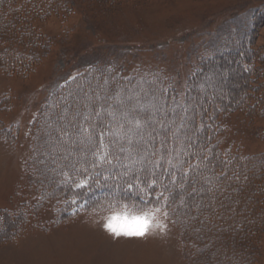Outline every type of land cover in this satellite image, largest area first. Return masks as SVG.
I'll return each instance as SVG.
<instances>
[{
	"label": "rangeland",
	"instance_id": "obj_1",
	"mask_svg": "<svg viewBox=\"0 0 264 264\" xmlns=\"http://www.w3.org/2000/svg\"><path fill=\"white\" fill-rule=\"evenodd\" d=\"M32 13L34 30L45 43L32 70L7 72L4 65H9L8 53L16 39L13 33H3L0 41V128L8 130L15 142L0 139V218L7 213L20 219L6 230L10 235L0 240V264H199V258L186 252L179 228L160 210L123 207L86 212L84 204L75 202L66 215L59 213L58 204L63 201H47L38 177L29 169L35 132L50 115H59L60 110L54 112L52 106L64 88L75 77H88L94 67L113 70L128 81L135 76H158L175 84L184 95L201 62L217 53L223 57L210 67L200 90L216 95L237 93L245 83L239 63L244 59L239 61L237 56L246 57L252 51L256 78L251 79L256 80H252L251 93L256 96L249 99L251 106L261 109L264 0H42ZM235 49L236 57L225 53ZM116 96L117 106L126 105L118 111V126L146 111L157 116L155 110L163 106L145 89L122 101V92ZM110 104H103L106 113ZM58 117L63 120V115ZM220 122L224 152L264 155V115L260 110L233 112L221 116ZM83 140L82 135H76L73 141L78 146L63 145L80 149H76L78 156L70 153L71 159H61L63 169L58 165L51 170L60 177L59 185L70 181L62 170L73 169L72 160L85 156L95 161L94 140ZM54 151L62 154L61 146H55ZM113 216H146L151 223L148 234L143 238L115 236L106 228ZM250 237L249 244L229 245L222 251L224 256L235 254L248 260L247 264H264V229ZM220 262L223 264L221 260L216 264Z\"/></svg>",
	"mask_w": 264,
	"mask_h": 264
},
{
	"label": "trees",
	"instance_id": "obj_2",
	"mask_svg": "<svg viewBox=\"0 0 264 264\" xmlns=\"http://www.w3.org/2000/svg\"><path fill=\"white\" fill-rule=\"evenodd\" d=\"M21 1L23 3H20ZM40 1L42 0L36 3L35 0H0V41L3 39V33L4 35L13 33L16 39V44L8 53V56H11L9 65L7 67L4 65V69L11 75L14 69L15 72H29L40 60L38 51L41 46L45 47V43L40 41L39 35L35 32L32 19L35 15L32 10L38 8ZM244 47L241 46V49ZM225 53L233 57L239 54L236 49ZM248 53L246 57L237 56L239 61L244 59L239 63L241 73L245 77V83L237 93L231 91L216 95L207 92L208 90L206 92L200 90L199 86L209 74L210 67L223 57L218 53L211 59L201 62L197 73L190 77L184 95L178 92L175 84L158 76H135L128 81L124 80V75L116 76L117 73L113 70L94 67L88 77H82L83 75L75 77L53 102V111L60 110L58 116L63 115V120L50 115L44 126L36 129L37 134L35 132L34 159L31 160L29 166L31 168H28L35 178L38 177L39 185L44 188L42 189L46 200L63 201L62 205L58 206L59 213L64 215L74 204L73 200L78 204H84L83 210L86 212H102L103 209L110 211L114 208L119 210L123 207L131 208L133 211L160 210L179 228L186 252L192 255L191 257L199 258V264H216L219 260L223 264H242V261L247 264L248 260L245 261V258L242 259L235 254L226 257L224 252L228 250L229 245L240 247L244 242L249 244L250 241L247 239L251 240V235L264 229V155L243 156L238 151L224 152L220 148V134L223 131L220 118L237 111L249 114L260 110L264 115L262 96L261 109H258V106H251L249 99L251 95L256 96L255 92L251 93L253 88L251 83L256 78V64L252 51ZM253 76L255 78L251 79ZM213 85H216V82ZM140 89L153 94V101L162 103V108L155 110L157 112L155 119L162 121L163 127L160 123H154L153 126L148 125L143 133H139L131 123L118 126V111L126 105L117 106L116 95L122 92L120 98L122 101L125 97L129 98L138 93ZM104 102H111L110 109H107L108 113L104 108L101 109ZM257 102L260 104V101ZM98 111L101 113L99 116L96 115ZM88 113L90 119L84 123L93 126L92 141L94 140L96 146L100 139L99 133L102 131L105 143L110 145V151L119 155L123 163L128 162L125 159L127 152H121L120 149L128 148V139L133 141L131 147L138 153L142 154L147 149L148 158L160 160L162 167L156 169V176L161 182L152 191L150 198L146 200L142 198L143 193L127 191L126 185L124 193L114 199L104 195L109 188H98L95 184H92L91 191L77 189L75 184L79 181L76 179H82L93 171L107 174L105 170L111 168L110 165H101L93 169L91 166L95 161H90L85 156L72 160L73 169L62 170L71 178L70 181L59 185L60 177L52 175L51 170L58 165L63 169L61 159L64 160L67 156L71 159L70 153L78 156L77 150L80 147L70 148V144L79 145L74 143L73 138L80 135L77 124L81 123L83 116ZM109 113H114V116ZM108 115L111 118L107 117ZM152 115L153 112L146 111L143 114H136L135 118L140 117L150 122ZM64 126L71 134L65 138L70 143L68 146H63L68 143L61 141L56 131L57 128H65ZM10 135L8 130L0 128V139L14 144ZM84 141L86 139L82 142ZM57 145L61 146L60 155L54 151ZM88 151L86 150L87 153ZM152 152L157 154L152 156ZM161 154L164 155L162 160ZM168 160L172 161V165L168 164ZM139 167L140 165L134 166L133 173ZM149 168L151 165L140 174L142 179L148 175ZM113 171L124 169L121 167ZM129 178L126 176L123 180ZM172 180H175L174 184ZM117 182L119 181L111 179L108 181L109 185ZM161 192L168 199L161 197L157 202L156 197ZM18 221H20L18 216L3 213L0 218V240L5 239L7 234L10 235L6 230L16 225Z\"/></svg>",
	"mask_w": 264,
	"mask_h": 264
},
{
	"label": "snow or ice",
	"instance_id": "obj_3",
	"mask_svg": "<svg viewBox=\"0 0 264 264\" xmlns=\"http://www.w3.org/2000/svg\"><path fill=\"white\" fill-rule=\"evenodd\" d=\"M101 109L103 110L102 105ZM100 114L101 113L99 111L96 113L97 116H99ZM109 115L114 116V113H109ZM122 115L127 116L128 113H122ZM89 119L90 116L88 114H85L83 116V121L78 125V127L80 129L79 134L82 135L86 140L91 141L93 139V126L84 123V121H87ZM150 119L152 120V122L160 123L162 127L164 126L162 121H157L155 119V113H153ZM181 120L183 121V117H181ZM129 123H131L133 125V128L139 133H143V130L148 126V121L140 117H136L133 120H130ZM56 131L59 134L60 140L67 143L68 141L65 138L70 137L71 135L67 128H57ZM125 135H127V133H125ZM99 137L100 139L98 145L95 151L92 153V155L95 157V163L92 165V167L93 169H95L100 167L101 165H110L111 168L105 170L107 174H105L104 172L93 171L86 177L80 179L79 182L75 184V187L77 189L88 191H91L92 184H95V186L98 188H109V191L104 195L107 198L114 199L118 198L124 193L126 185L127 191L134 192L135 194L143 193L142 198L146 200L150 198L152 191H154L155 187L158 186V184L161 182L160 178L156 176V169L162 167L160 160H153L148 158L149 153L147 149H145L142 154L138 153L135 148L131 147L133 141L131 139H128V148L122 147L120 149L121 152H127V156L125 157V159H127L128 162L123 163L119 155L113 154L110 151V145L105 143L104 133L102 131L99 133ZM142 138L143 137L141 136V139ZM156 154V152L151 153L152 156H155ZM160 159H164L163 154H161ZM167 162L169 165H172L171 160H168ZM136 165H140V167L136 169L135 173H133V167ZM148 165H151V168H149L148 170V175L142 179L140 174L145 171V168ZM121 167L124 169V171H113L114 169H119ZM85 171H87V169H85ZM165 171H167V169H165ZM64 175L67 179V173H65ZM126 176L130 178L128 180H123V177ZM110 179L119 182L109 185L108 181ZM90 181L92 183H89ZM172 183L174 184L175 180H172ZM164 187L167 188L166 185ZM161 197H164L163 192H161L156 197V201L159 202ZM164 199H168V197H164ZM73 203H75V200H73ZM150 226V220L146 216L133 217L131 219L127 217L113 216L106 224V228L109 232L117 237L123 236L127 238L145 237L148 234Z\"/></svg>",
	"mask_w": 264,
	"mask_h": 264
}]
</instances>
